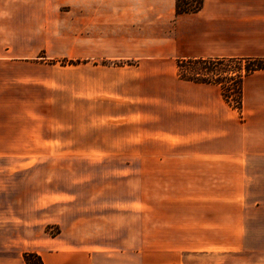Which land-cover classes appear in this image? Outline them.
Listing matches in <instances>:
<instances>
[{"label":"crops","instance_id":"crops-1","mask_svg":"<svg viewBox=\"0 0 264 264\" xmlns=\"http://www.w3.org/2000/svg\"><path fill=\"white\" fill-rule=\"evenodd\" d=\"M196 58L264 59V0H204L182 15L176 0H0V84L30 92L32 107L99 118L49 122L36 155L127 158L122 172L141 174L143 190L137 198L127 176L107 182L124 194L90 204L0 182V264H26L25 253L44 264H184V253L244 250L248 174L264 172V70L244 79L238 111L220 85L179 77L177 61Z\"/></svg>","mask_w":264,"mask_h":264},{"label":"rangeland","instance_id":"rangeland-1","mask_svg":"<svg viewBox=\"0 0 264 264\" xmlns=\"http://www.w3.org/2000/svg\"><path fill=\"white\" fill-rule=\"evenodd\" d=\"M62 29H56V41L52 49L54 54L63 53ZM66 60L62 64H67ZM3 67H0L2 70ZM178 70V69H177ZM2 72H0L1 74ZM1 80V79H0ZM30 90V88H27ZM24 91V90H23ZM33 95H40L33 93ZM42 95V94H41ZM39 103L33 102L30 92L15 91L14 87L0 84V182L17 183L23 185V192L27 191L29 182H37L39 191L54 190L70 192L76 196H83L88 203L95 204V197H110L113 193L124 194L121 187L112 188L107 182L120 181L133 176L136 187L133 190L137 198L142 197L141 174H127L122 172L127 158H95V157H50L36 155L39 148H45L43 139L46 137L47 124L54 122H90L99 118L90 116L94 110H47L32 107ZM231 104L234 101L231 100ZM231 107L233 105H230ZM233 108V107H232ZM234 109V108H233ZM109 110L104 109L103 120L106 121ZM104 137L120 135L117 132L103 131ZM44 144H43V143ZM139 147H145L143 143ZM150 147H159L150 145ZM17 154V155H14ZM264 165V162L262 163ZM250 187L245 190L247 202L242 209L246 215V229L248 236L244 238L242 252H208L183 254L184 264H264V172L248 174ZM249 183V182H248ZM153 184V183H152ZM15 190H19V187ZM152 195L159 196V189H152ZM167 191V190H166ZM185 190H171L175 195H181ZM191 190H187V195ZM222 191L220 194L219 192ZM243 190H217L209 195L235 196L237 192L243 196ZM28 192V191H27ZM155 192V193H154ZM197 192V193H195ZM195 195H202L200 190H193ZM241 198V197H240ZM105 201V200H104ZM214 212L218 209H228L229 206H211ZM225 213V211H224ZM58 228L52 226L49 232L56 233Z\"/></svg>","mask_w":264,"mask_h":264},{"label":"trees","instance_id":"trees-1","mask_svg":"<svg viewBox=\"0 0 264 264\" xmlns=\"http://www.w3.org/2000/svg\"><path fill=\"white\" fill-rule=\"evenodd\" d=\"M204 0H176V14L199 12ZM74 63V62H71ZM178 75L181 79L199 84H218L222 95L229 105L242 109V85L249 75L264 70V59L252 58H196L177 61ZM231 100L234 104H231ZM51 233L52 235H57ZM26 264H44L36 253L23 255Z\"/></svg>","mask_w":264,"mask_h":264}]
</instances>
